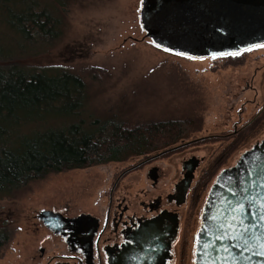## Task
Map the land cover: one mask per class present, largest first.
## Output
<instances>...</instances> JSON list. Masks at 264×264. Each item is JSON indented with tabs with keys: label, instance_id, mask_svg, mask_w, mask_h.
<instances>
[{
	"label": "rangeland",
	"instance_id": "obj_1",
	"mask_svg": "<svg viewBox=\"0 0 264 264\" xmlns=\"http://www.w3.org/2000/svg\"><path fill=\"white\" fill-rule=\"evenodd\" d=\"M141 6L142 0H72L65 9L57 8V16L64 22L59 42L20 62L56 65L81 75L87 85L84 115L88 123L103 120L108 113L132 125L190 118L195 130L183 141L185 152L165 159L171 164H166L168 175L180 171L184 157L196 150L207 160L202 163L206 168L227 140L220 138L196 146L195 139L233 131L243 104L244 122L264 105V47L248 50L241 59L193 58L168 52L146 37ZM92 66L109 74L92 76ZM248 83L250 87L245 89ZM263 138L264 127L246 147ZM244 149L233 153L210 183L221 170L234 164ZM137 159L139 156L50 174L12 197L0 198V227L6 225L13 230V237L0 252V264H31L39 247L50 242L47 229L37 217L42 210L74 214L97 208L112 176ZM132 180L136 181L132 190L146 187L139 174Z\"/></svg>",
	"mask_w": 264,
	"mask_h": 264
},
{
	"label": "trees",
	"instance_id": "obj_2",
	"mask_svg": "<svg viewBox=\"0 0 264 264\" xmlns=\"http://www.w3.org/2000/svg\"><path fill=\"white\" fill-rule=\"evenodd\" d=\"M71 1L0 0V198L50 174L150 156L181 144L195 130L190 118L132 125L108 113L88 123L87 85L81 75L56 65L20 62L59 42L64 22L58 9ZM89 74L109 73L92 66ZM263 127L264 110L227 139L203 177L210 183ZM210 140L218 139L193 144ZM12 237L11 227H0V252Z\"/></svg>",
	"mask_w": 264,
	"mask_h": 264
},
{
	"label": "flooded vegetation",
	"instance_id": "obj_3",
	"mask_svg": "<svg viewBox=\"0 0 264 264\" xmlns=\"http://www.w3.org/2000/svg\"><path fill=\"white\" fill-rule=\"evenodd\" d=\"M256 46L241 50L238 54L215 57L236 56L241 59L245 52ZM247 86L245 89L250 84ZM244 110L245 104L241 105L238 118L234 120L233 131L212 133L199 139H229L260 115L264 105L245 122ZM184 142L150 156L139 157L136 163L118 169L108 189L100 195L97 208L74 214L55 209L66 218L57 223L61 234L47 228L37 215L47 229L50 242L39 247L31 264H195L203 211L213 181L209 185V181L203 177L207 167L202 163L207 160L204 156L199 157L197 150L184 157L180 171L168 175L170 170L166 164L170 162L165 159L168 160L176 152H185ZM250 143L241 148L245 149L239 159L252 148L254 144L246 147ZM239 159L226 168L236 165ZM194 163L196 167L192 172L191 184L183 192L180 186ZM134 174L143 178L146 187L132 190L136 183L132 180ZM81 215H84L83 218ZM237 246L243 245L238 243ZM240 254L242 256V252L238 256ZM251 256L255 257L249 250L243 252V261L246 259V264H255L254 260L251 262ZM263 260L259 250V264H263Z\"/></svg>",
	"mask_w": 264,
	"mask_h": 264
},
{
	"label": "water",
	"instance_id": "obj_4",
	"mask_svg": "<svg viewBox=\"0 0 264 264\" xmlns=\"http://www.w3.org/2000/svg\"><path fill=\"white\" fill-rule=\"evenodd\" d=\"M140 16L146 37L154 45L188 57L235 54L264 43V0H142ZM195 167L196 163L180 186L183 192L191 184ZM239 205L244 206L242 211L235 210ZM261 215L264 138L246 150L236 165L221 170L212 184L195 264H246L243 252L247 250L255 256L251 262L259 264V250L264 253ZM38 216L47 228L61 234L57 226L64 218L61 213L44 209Z\"/></svg>",
	"mask_w": 264,
	"mask_h": 264
},
{
	"label": "snow or ice",
	"instance_id": "obj_5",
	"mask_svg": "<svg viewBox=\"0 0 264 264\" xmlns=\"http://www.w3.org/2000/svg\"><path fill=\"white\" fill-rule=\"evenodd\" d=\"M257 47H264V44L257 45ZM249 50H250V49H249ZM177 54H178V55H182V53H177ZM237 54H238V53H237ZM243 208H244L243 205H239L238 208L235 209V210H237V211H242ZM233 219H235V217H233ZM260 219H261V220H264V215H261ZM229 227H231V225H229ZM246 230H247V229H246ZM218 239H220V237H218ZM197 242L199 243V239H198ZM205 247H208V245H205ZM261 254L264 255V253H261Z\"/></svg>",
	"mask_w": 264,
	"mask_h": 264
}]
</instances>
